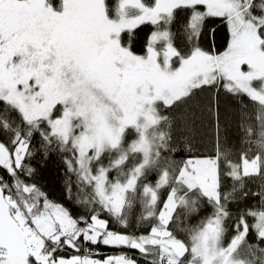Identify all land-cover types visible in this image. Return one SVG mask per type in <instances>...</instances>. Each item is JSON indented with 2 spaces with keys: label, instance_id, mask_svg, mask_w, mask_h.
<instances>
[{
  "label": "snow or ice",
  "instance_id": "obj_1",
  "mask_svg": "<svg viewBox=\"0 0 264 264\" xmlns=\"http://www.w3.org/2000/svg\"><path fill=\"white\" fill-rule=\"evenodd\" d=\"M0 264H264V0H0Z\"/></svg>",
  "mask_w": 264,
  "mask_h": 264
},
{
  "label": "trees",
  "instance_id": "obj_2",
  "mask_svg": "<svg viewBox=\"0 0 264 264\" xmlns=\"http://www.w3.org/2000/svg\"><path fill=\"white\" fill-rule=\"evenodd\" d=\"M148 32L147 27H141L136 30L132 36L130 41L128 37H125L126 43H131V46L140 50L144 45L146 34ZM223 31L219 26L218 21L210 20L208 26L204 30L201 38L200 44L203 48L209 50H222L224 46L223 40ZM210 97L208 95L201 97V104L206 108L209 103ZM241 98L239 97H231L225 95L223 92L220 93L219 99L215 98V96H211V103L213 109L215 110L218 106L220 123H221V137L227 134L230 141H237V123L239 121V115L241 110ZM244 103H248L246 99L243 101ZM249 111H251V106H249ZM208 130L207 119L204 122V125L199 128L196 133V141L194 143L203 145L207 142L206 132ZM203 138V139H201ZM33 166L37 167V181L38 184L43 187L46 191L51 194L52 199H58L60 194V188L63 186L64 180V169L63 167L58 166V162L55 158L50 159L45 163V160L37 155L35 159L32 161ZM210 211V209L208 210ZM93 251H99L101 253L105 252H115L116 249L109 248L108 246L100 245L98 249L95 247L92 249Z\"/></svg>",
  "mask_w": 264,
  "mask_h": 264
}]
</instances>
